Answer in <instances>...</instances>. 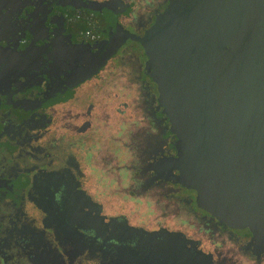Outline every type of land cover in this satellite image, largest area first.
Instances as JSON below:
<instances>
[{
    "label": "flooded vegetation",
    "instance_id": "flooded-vegetation-1",
    "mask_svg": "<svg viewBox=\"0 0 264 264\" xmlns=\"http://www.w3.org/2000/svg\"><path fill=\"white\" fill-rule=\"evenodd\" d=\"M83 2L0 0V264H264L179 185L151 69L104 44L128 10Z\"/></svg>",
    "mask_w": 264,
    "mask_h": 264
},
{
    "label": "water",
    "instance_id": "water-1",
    "mask_svg": "<svg viewBox=\"0 0 264 264\" xmlns=\"http://www.w3.org/2000/svg\"><path fill=\"white\" fill-rule=\"evenodd\" d=\"M91 2L72 8L131 15L134 31L122 21L104 44L122 34L128 43L112 49L138 52L151 69L181 188L264 248V0Z\"/></svg>",
    "mask_w": 264,
    "mask_h": 264
}]
</instances>
